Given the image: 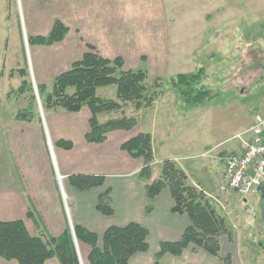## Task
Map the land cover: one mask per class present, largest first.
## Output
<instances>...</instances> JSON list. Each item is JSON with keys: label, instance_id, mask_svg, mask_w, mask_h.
<instances>
[{"label": "crops", "instance_id": "obj_1", "mask_svg": "<svg viewBox=\"0 0 264 264\" xmlns=\"http://www.w3.org/2000/svg\"><path fill=\"white\" fill-rule=\"evenodd\" d=\"M21 2L26 19L25 32L31 36L48 34L55 18L68 27L62 41L49 46L35 47L39 68H33L32 72L38 84L45 85V82L56 74L67 70L74 61L80 60L88 51V45L94 47L97 53L105 58L121 57L125 69L135 70L147 65L146 71L150 77L165 76L167 73L164 72L167 70L170 71L172 68L180 70L181 67H176L180 61H192L198 48L197 38L202 30L207 29L205 23L208 22L205 17L203 18L205 0H201L200 3L197 1L193 5L192 0L185 2L181 0L180 13L175 10L178 8L175 0H152L156 15L148 22L151 32L149 41L153 44V47H149L148 44L130 38L131 29L113 14L115 0H21ZM189 17L192 20H189ZM189 21L196 23L194 36L188 37L193 41L191 43L193 48H189L185 42L181 46L174 45L171 40L182 37L183 23ZM209 30L210 28L206 30L207 34ZM191 35L193 32L187 36ZM182 39L187 38L183 36ZM45 109L52 113L49 117L46 116V111L42 115L34 111V118L31 121L14 119L9 136V150L14 157L19 178L12 183H8L6 178L5 181L0 179V220L20 219L29 233L36 235L38 229L34 227L30 229L32 221L26 216L31 202L43 223L44 232L58 237L70 228L71 222L97 233L99 245L102 243L103 232L109 226L137 222L148 230L149 248L145 252L134 254L128 264L153 263L160 242L177 241L184 229L191 224L186 214L172 212L174 202L168 188L162 189L152 199L145 194L144 185L159 176L161 162L164 159L174 160L186 173L190 184L202 190L208 197L224 200L230 205L229 200L232 201V196L237 194L220 188L223 184L225 158L230 153L240 151L243 144L249 140L250 134L247 129L256 114L252 115L245 130L237 131L235 135L223 139L226 146L217 152L220 158V162L217 163L219 167L206 174L204 169L199 170V166L194 168L187 163L189 159L197 160L205 154L204 136L202 135L201 140L198 136L189 140L182 135L186 114L193 108H185L172 89L165 88L152 106L138 112V116L141 113L147 114L145 119L142 116L141 119L138 118V124L134 128L111 131L102 143L87 142L85 139V134L90 130L91 113L88 107L84 106L78 112ZM114 114L116 115L111 116V113L99 115H103V121H106L122 113ZM140 132H148L152 137L154 163L151 177L147 182L138 176L142 160L131 157L121 149L123 142ZM232 138L236 139L235 143ZM60 139L72 141L73 147L67 150L55 146L51 154L49 142L54 144ZM190 142L197 144L196 148L192 146L190 149ZM190 170L200 171V175L197 173L198 180L191 176ZM71 174L102 175L105 180L99 187L80 191L69 183L67 176ZM57 175L63 179L64 197L57 182ZM107 188L110 189L114 209L113 214L109 216L96 210L98 195ZM148 206L151 208L149 212L146 211ZM234 231L232 239L225 235L219 237L220 256H230L235 264H244V260L252 261L249 253L241 254L235 242ZM80 250L86 259L90 250L89 245L82 244ZM160 263L224 264L216 256L203 249L194 248L193 245H189L179 256L163 254ZM0 264L18 263L0 259ZM46 264L59 262L56 258H50Z\"/></svg>", "mask_w": 264, "mask_h": 264}, {"label": "trees", "instance_id": "obj_2", "mask_svg": "<svg viewBox=\"0 0 264 264\" xmlns=\"http://www.w3.org/2000/svg\"><path fill=\"white\" fill-rule=\"evenodd\" d=\"M67 32L68 27L55 18L48 34L29 36L27 42L29 45L49 46L62 41ZM16 73L21 81L13 90L14 93L17 95L28 93L30 100L25 108L17 111L14 119L31 121L34 118L35 97L31 82L27 79L28 68H18ZM204 74L205 69L200 66L191 72L150 79L146 70L125 69L121 57L105 58L99 55L94 47L88 45V51L80 60L74 61L67 70L55 75L49 86L38 84L37 91L43 109L78 112L82 107H88L91 113L90 130L85 134V139L87 142L102 143L111 131L134 128L138 124V112L152 106L156 98L163 93L165 86L174 90L185 108L205 105L214 94L203 86ZM107 85H115L114 99L96 94L99 87ZM125 106L132 108V114L127 115L123 112ZM112 112L122 114L103 122L98 120L99 114ZM54 146L69 150L73 143L60 139ZM121 149L131 157L142 160L138 176L147 182L151 177L154 163L151 134L140 132L123 142ZM67 179L76 189L88 191L103 185L105 177L71 174ZM164 188H168L172 196L174 202L172 212L186 214L191 224L184 229L177 241L160 242L155 260L151 264H161V256L165 253L179 256L189 245L205 250L222 260L224 264H233L230 256L221 257L219 254V237L223 234L230 239L232 237L225 217L216 210L202 190L188 182L186 173L171 159H164L160 165L159 176L144 185L145 194L150 199ZM110 193L109 188L102 191L96 203V210L107 216L114 212ZM150 210V206L146 207L147 212ZM26 216L34 223L38 234H30L20 219L0 220V259L13 260L18 264H46L50 258H56L59 264H80L73 234L78 243L90 247L85 264H128L134 254L145 252L149 248L148 230L137 222L109 226L103 232L102 243L99 245L98 234L79 224L73 223L72 230L67 228L58 237L44 232L43 223L31 202Z\"/></svg>", "mask_w": 264, "mask_h": 264}, {"label": "rangeland", "instance_id": "obj_3", "mask_svg": "<svg viewBox=\"0 0 264 264\" xmlns=\"http://www.w3.org/2000/svg\"><path fill=\"white\" fill-rule=\"evenodd\" d=\"M175 1L178 4L175 10L180 13L181 0ZM197 1L201 2V0H192L191 5ZM204 3L206 7L203 18L208 21L205 26L207 29L210 28L209 33L207 34L205 29L199 34L198 48L191 62L182 60L176 66L181 67L180 70L169 69L170 71H165L164 74H167L161 77H169L176 72H191L200 66L205 69L202 84L214 94V97L205 105L186 111L187 119L184 121L182 135L189 140L196 139L197 136L201 140L202 135L204 136L205 154L197 160L189 159L187 163L194 168L199 166V170L204 169L207 174L210 170L219 167L217 163L220 162V158L217 152L226 146L223 139L235 135L237 131L245 130L254 113L264 112V0H205ZM24 19V6L21 0H0V179L5 181L6 178L8 183L19 178L14 157L9 150L11 127L17 111L25 108L30 100V94L17 95L13 91L21 81L16 69L28 68L27 79L31 82L34 97V86L37 88L38 85L32 72L33 68H39L35 51L38 45L28 44L27 37L31 35L25 32L26 19ZM190 19L192 20L191 17ZM195 24L191 21L183 23L181 35L186 36L187 39L182 37L170 39L174 45L181 46L185 42V45L193 48L191 47L193 41L188 37L194 36ZM192 32L193 35L187 36ZM147 44L153 47L150 41ZM146 67L147 65L142 66L141 69L146 70ZM149 78L155 77L149 76ZM45 83L49 86L51 80ZM165 88L171 89L169 86ZM96 94L103 98L114 99L115 85L99 87ZM39 103L35 98L33 106L35 112L42 115L46 109L42 107L40 96ZM131 109L130 106H125L123 112L129 115L132 113ZM51 114L47 112L46 116L49 117ZM146 114L141 113L139 119L141 116L145 119ZM114 115L116 114L112 112L111 116ZM102 116H98L100 121H103ZM233 142L235 143L236 139ZM196 145L190 142L189 148L191 149L192 146L196 148ZM54 149L55 146L51 142L49 149L51 154ZM190 172L195 180L199 179L197 173L200 175V171L190 170ZM59 177L62 180L59 187L64 193L63 179ZM208 198L216 210L225 217L231 234L235 230V242L241 254L249 253L253 258L252 261L244 260V264H264V233L259 210L260 193L246 197V202L244 198L234 195L232 201L229 200L230 205L218 198ZM72 225L70 222L71 227ZM33 227L36 228L32 222L30 229L32 230ZM75 241L79 263L85 264L86 259L80 253L82 244Z\"/></svg>", "mask_w": 264, "mask_h": 264}, {"label": "built area", "instance_id": "obj_4", "mask_svg": "<svg viewBox=\"0 0 264 264\" xmlns=\"http://www.w3.org/2000/svg\"><path fill=\"white\" fill-rule=\"evenodd\" d=\"M247 132L250 138L242 149L226 156L223 184L220 186L222 190L235 192L242 198L255 195L264 183V112L254 114ZM61 181L58 176L59 186Z\"/></svg>", "mask_w": 264, "mask_h": 264}, {"label": "clouds", "instance_id": "obj_5", "mask_svg": "<svg viewBox=\"0 0 264 264\" xmlns=\"http://www.w3.org/2000/svg\"><path fill=\"white\" fill-rule=\"evenodd\" d=\"M113 14L131 29L130 38L142 44L149 42L148 22L156 15L152 0H115Z\"/></svg>", "mask_w": 264, "mask_h": 264}, {"label": "water", "instance_id": "obj_6", "mask_svg": "<svg viewBox=\"0 0 264 264\" xmlns=\"http://www.w3.org/2000/svg\"><path fill=\"white\" fill-rule=\"evenodd\" d=\"M34 89H35L36 100H37L38 104H40L39 103V99H38V94L36 95L37 91H36L35 86H34ZM258 191L260 192V194H262L261 197L264 198V183L258 187ZM244 202H246V198H244ZM259 210H260L261 226H262V230H263V233H264V207L262 205H260L259 206ZM71 230H72V227H71ZM73 237H74V234H73ZM74 240H76L75 237H74ZM75 243H76V241H75Z\"/></svg>", "mask_w": 264, "mask_h": 264}, {"label": "flooded vegetation", "instance_id": "obj_7", "mask_svg": "<svg viewBox=\"0 0 264 264\" xmlns=\"http://www.w3.org/2000/svg\"><path fill=\"white\" fill-rule=\"evenodd\" d=\"M261 196H262V194H260V203H259V206L262 205L264 207V198H262Z\"/></svg>", "mask_w": 264, "mask_h": 264}]
</instances>
